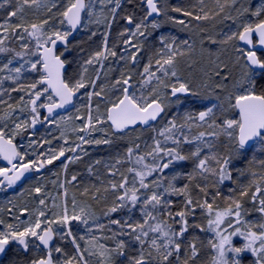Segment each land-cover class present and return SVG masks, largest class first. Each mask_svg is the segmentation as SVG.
Returning <instances> with one entry per match:
<instances>
[{
	"label": "snow or ice",
	"instance_id": "obj_1",
	"mask_svg": "<svg viewBox=\"0 0 264 264\" xmlns=\"http://www.w3.org/2000/svg\"><path fill=\"white\" fill-rule=\"evenodd\" d=\"M0 161V264H264V0H0Z\"/></svg>",
	"mask_w": 264,
	"mask_h": 264
},
{
	"label": "rangeland",
	"instance_id": "obj_2",
	"mask_svg": "<svg viewBox=\"0 0 264 264\" xmlns=\"http://www.w3.org/2000/svg\"><path fill=\"white\" fill-rule=\"evenodd\" d=\"M171 3L173 4H177V3H183L185 2V0H170ZM170 28L169 32L170 34H173V35H177L179 38L181 39H186L188 38V33L187 32H180L178 30L177 27L175 26H172V25H166L164 27V29H168ZM168 32V31H167ZM84 101V98L83 97H80L78 100H77V106L76 107H79L80 104ZM75 111H76V108L67 113V114H64V115H61V116H67V115H74L75 114ZM70 126V125H69ZM51 133L52 135H59V131L57 129H55L54 127L51 128ZM101 134L100 133H95V136L96 137H99ZM40 136H43V137H46V138H50L48 136V130L47 128H43L41 129L39 132H38V136L37 138H39ZM54 143L57 144V146H59L58 142H55ZM47 147V146H46ZM71 154V153H70ZM60 169L61 168V171H62V164H61V161H55L52 165H48L47 166V170L44 171V173L36 176V178L34 180H30L27 182L26 185H24L23 187L17 189L15 192L13 193H9V194H5V193H2L0 194V206H7V200L8 199H13L14 197V194L16 192H19L21 191L22 189H27L29 188L30 186H34L36 183H43L45 186H46V190L47 191H51L53 194H55L56 190L54 189L53 185L51 184V181L52 180H55L56 179V173H59L57 172L56 169ZM61 179H63V175H61ZM19 202L21 204H23L25 201H28L30 200L29 197H27V194H25L24 197H19L18 198ZM5 218H7V216L5 215ZM25 217H22V219H24ZM5 264H6V261H5Z\"/></svg>",
	"mask_w": 264,
	"mask_h": 264
},
{
	"label": "trees",
	"instance_id": "obj_3",
	"mask_svg": "<svg viewBox=\"0 0 264 264\" xmlns=\"http://www.w3.org/2000/svg\"><path fill=\"white\" fill-rule=\"evenodd\" d=\"M169 30H170V28H168L167 30L164 28L161 29V31L166 32V33H170ZM84 39H86L85 34L83 32H79L78 36L75 38V40L73 42L84 40ZM152 39L154 41V37ZM76 106H77V104H76ZM85 147H86L89 155L84 156V159L82 162H77V163L69 165V169H68V177L69 178H70L71 174L78 173L81 179L88 180L89 177H88V173L86 171L87 164L96 160V159L108 160L110 158V155L114 154L113 148L106 146V145H100V146L90 145V146H85ZM59 170H61V168ZM34 179H32V180H34Z\"/></svg>",
	"mask_w": 264,
	"mask_h": 264
},
{
	"label": "water",
	"instance_id": "obj_4",
	"mask_svg": "<svg viewBox=\"0 0 264 264\" xmlns=\"http://www.w3.org/2000/svg\"><path fill=\"white\" fill-rule=\"evenodd\" d=\"M77 34H78V32L75 33L74 36L71 37L70 39H71V40H74V38H75V36H76ZM75 104H76V101H75ZM74 108H75L74 106H69L67 110H58V115L60 116V115H63V114L69 113V112L72 111ZM43 127H44V126H39V125H38V126H37V130L42 129ZM62 159H63V158H62ZM0 163H2L3 165L6 164V162H3V161H0ZM43 170H44V169H43ZM43 170H42V171H43ZM42 171H41V172H42ZM34 174H35V173L28 174V178L32 177ZM24 182H25V181H23L22 183L18 184V185L15 187V189L8 190V191H9V192H12V191L16 190V188L19 187V186H21Z\"/></svg>",
	"mask_w": 264,
	"mask_h": 264
},
{
	"label": "flooded vegetation",
	"instance_id": "obj_5",
	"mask_svg": "<svg viewBox=\"0 0 264 264\" xmlns=\"http://www.w3.org/2000/svg\"><path fill=\"white\" fill-rule=\"evenodd\" d=\"M69 154H70V153H69ZM59 162H60V161H59ZM0 166H4V165H3L2 163H0ZM45 170H47V167L42 171V173H44ZM42 173H39V174H38V173H35L32 177L26 179L25 182H24L21 186L17 187L16 190L19 189V188H21V187H23L24 185L27 184L28 181L34 179L36 176H38V175H40V174H42ZM14 191H15V190H14ZM14 191H13V192H14ZM2 193L9 194V193H11V192H9V191H7V192H0V194H2Z\"/></svg>",
	"mask_w": 264,
	"mask_h": 264
},
{
	"label": "bare ground",
	"instance_id": "obj_6",
	"mask_svg": "<svg viewBox=\"0 0 264 264\" xmlns=\"http://www.w3.org/2000/svg\"><path fill=\"white\" fill-rule=\"evenodd\" d=\"M78 34H79V32H78ZM78 34L75 36V38L78 36ZM75 38H74V40H75ZM74 40H72V41H74ZM73 55H75V52H73ZM56 170H57V172H59L61 175H63V173H62L61 170H59L58 168H57Z\"/></svg>",
	"mask_w": 264,
	"mask_h": 264
}]
</instances>
